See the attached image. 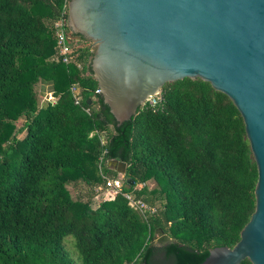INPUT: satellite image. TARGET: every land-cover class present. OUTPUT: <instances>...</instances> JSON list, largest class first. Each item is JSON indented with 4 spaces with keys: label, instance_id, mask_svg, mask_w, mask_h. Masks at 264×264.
Here are the masks:
<instances>
[{
    "label": "trees",
    "instance_id": "trees-1",
    "mask_svg": "<svg viewBox=\"0 0 264 264\" xmlns=\"http://www.w3.org/2000/svg\"><path fill=\"white\" fill-rule=\"evenodd\" d=\"M67 2L0 0V264H200L234 246L258 179L238 108L185 77L119 124L97 91L91 43L68 28L71 60L57 55ZM42 82L54 102L40 101ZM112 159L126 163L122 191L155 212L121 192L93 205L119 175Z\"/></svg>",
    "mask_w": 264,
    "mask_h": 264
},
{
    "label": "water",
    "instance_id": "water-1",
    "mask_svg": "<svg viewBox=\"0 0 264 264\" xmlns=\"http://www.w3.org/2000/svg\"><path fill=\"white\" fill-rule=\"evenodd\" d=\"M67 23L91 43L98 92L119 124L185 77L232 100L258 171L255 210L234 246L200 264H264V0H68ZM109 165L124 177L125 162Z\"/></svg>",
    "mask_w": 264,
    "mask_h": 264
},
{
    "label": "built area",
    "instance_id": "built-area-1",
    "mask_svg": "<svg viewBox=\"0 0 264 264\" xmlns=\"http://www.w3.org/2000/svg\"><path fill=\"white\" fill-rule=\"evenodd\" d=\"M67 14V6L64 11ZM56 37H57V49H58V54L61 55L63 58L64 62H68L71 60L70 52L72 49V42L74 38L70 35L68 31V23H67V16L64 15L61 18H59L56 23ZM98 91V90H97ZM106 180V187H104V190L106 189H114L115 194L118 192H121L129 201L132 205L136 206L141 210L142 212L149 210L150 212H155L156 208L153 209L154 206L147 204L144 202L142 199H136L135 197L132 196L131 193L129 192H123L122 191V179L117 177V178H110V177H105ZM103 188L96 189V190H101Z\"/></svg>",
    "mask_w": 264,
    "mask_h": 264
},
{
    "label": "rangeland",
    "instance_id": "rangeland-1",
    "mask_svg": "<svg viewBox=\"0 0 264 264\" xmlns=\"http://www.w3.org/2000/svg\"><path fill=\"white\" fill-rule=\"evenodd\" d=\"M75 39V38H74ZM53 57H56V55H54V56H51L50 58H53ZM49 58V59H50ZM48 85V84H47ZM35 91L37 92V94H38V96H39V98H40V101H45V100H50V101H55L56 99H57V96H55L52 92H50V91H48V92H44V93H42L41 92V88H40V83H38V84H36L35 85ZM20 122V121H19ZM118 177L119 178H121L122 179V183H123V180L125 179V175H124V177H122L120 174L118 175ZM146 184V186L148 187V188H153L154 186H156V181H154V180H150V181H148V182H146L145 183ZM144 183H140V184H137L136 185V189H139V188H141L142 186H144L145 185ZM69 188H70V191H71V193H72V195H76L78 192H81L83 189H81V188H79V186H74V185H72V184H70L69 186H68ZM97 189H99V188H97ZM96 192H97V194L94 196V198H93V205L94 206H98L103 200H104V198L110 193V194H115L114 192H115V190L114 189H106V190H104V188L103 189H101V190H96ZM156 207L154 206L153 207V209H155ZM139 209V208H138ZM141 211V210H140ZM68 250L73 254V256L75 257V258H77L78 256H77V254H76V252H75V250H74V247L73 246H71V245H68Z\"/></svg>",
    "mask_w": 264,
    "mask_h": 264
},
{
    "label": "crops",
    "instance_id": "crops-1",
    "mask_svg": "<svg viewBox=\"0 0 264 264\" xmlns=\"http://www.w3.org/2000/svg\"><path fill=\"white\" fill-rule=\"evenodd\" d=\"M40 88L42 93L48 92L49 85H47V83L42 82L40 83Z\"/></svg>",
    "mask_w": 264,
    "mask_h": 264
}]
</instances>
